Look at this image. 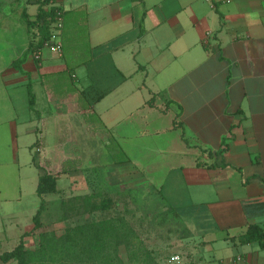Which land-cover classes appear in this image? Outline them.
Masks as SVG:
<instances>
[{
  "label": "crops",
  "instance_id": "obj_1",
  "mask_svg": "<svg viewBox=\"0 0 264 264\" xmlns=\"http://www.w3.org/2000/svg\"><path fill=\"white\" fill-rule=\"evenodd\" d=\"M214 3L59 0L61 55L34 48L20 25L0 27L12 34L0 37V238L40 208L28 206L45 174L30 157L33 135L50 151L62 135H108L130 157L112 164L114 177L161 190L200 230L207 264H264V248L240 242L264 228V0ZM55 75L77 93L52 95Z\"/></svg>",
  "mask_w": 264,
  "mask_h": 264
},
{
  "label": "rangeland",
  "instance_id": "obj_2",
  "mask_svg": "<svg viewBox=\"0 0 264 264\" xmlns=\"http://www.w3.org/2000/svg\"><path fill=\"white\" fill-rule=\"evenodd\" d=\"M42 1L0 0V27L15 30L20 25L37 47L40 32L28 19L36 21ZM58 3L55 0L52 5ZM8 35L10 31L0 28V37ZM68 81L73 87L71 78ZM50 93L55 95L53 90ZM43 136L33 135L30 157L36 158L37 173L50 175L43 195L46 207L37 227L32 218L39 208L29 215L30 208L17 220L21 230L0 238V264H19L3 256L18 249L26 231L25 264H207L210 255L204 254L207 244L200 230L164 201L161 190L114 177L112 164L124 160V155L130 157L123 150L117 158L112 156L108 135H62L61 141L60 135H49L50 146L60 141L53 155L43 145ZM64 169L69 173L63 174ZM34 199L41 203L30 193L29 207ZM236 252L229 248L214 255L217 261Z\"/></svg>",
  "mask_w": 264,
  "mask_h": 264
},
{
  "label": "trees",
  "instance_id": "obj_3",
  "mask_svg": "<svg viewBox=\"0 0 264 264\" xmlns=\"http://www.w3.org/2000/svg\"><path fill=\"white\" fill-rule=\"evenodd\" d=\"M54 1L55 0H43L42 2H40L39 8H38V11L36 14V21L32 22V21H29V19H28L30 26L31 25L33 27L36 26L40 32V39L37 43V47H39L40 49L43 48L45 43L49 40L51 30H52V25H53L54 21L56 20L57 14L59 12L62 14V18H63V30H62L61 34L63 33V31L66 27V13L59 6L52 5ZM47 6H51V8L46 9ZM63 52H64V50H63ZM66 61L68 63V72L67 73H68V75H71V73L74 70L72 64L75 61H72L71 59H67V58H66ZM57 77H59V78H57ZM53 78H56L58 80L57 81L58 84L56 83L53 86H50V88H52V90H54V92L57 93L58 95L62 96L64 94H66L67 92H68V94L77 93L76 89H74L73 87L70 88V83L68 81L67 76L55 75V76L51 77V79H53ZM45 83L47 85L49 84V81L47 80V78L45 79ZM65 87H67V88H65ZM86 94H87L86 92H82L80 95V101H82V103H84V100L87 99ZM30 96L32 97L30 105H31V107H33V104L35 102V97L31 93V90H30ZM111 140H113L112 143H111ZM114 141L115 140L110 137V144L108 146H109L110 154L112 156H114L115 158H117L116 155L118 153H121L122 149ZM224 146H226V141H224ZM223 151H225V149ZM223 151H220V153H223ZM129 161H130V159L124 155V160H122V161L117 160L115 163L116 164H123V163H127ZM62 173L66 174L69 172L64 169L62 171ZM49 180H50V175L48 173H45L41 177L40 182H39L37 193H38V196L40 197L41 203H40V208L37 212V215L33 219L36 227L38 225L37 224L38 218L40 217L41 212H43V210L46 207V201H45L43 195H44V189L46 188L47 182ZM31 233H33V231ZM26 236H28V233L22 236L20 245H19L17 250H15L14 252H12L10 254H6L3 256L4 260L10 259V258H15V259H17L19 264H25V237ZM240 242L244 243V244L258 243L262 248H264V228H261L259 226H255V225L250 226L248 228L246 234L240 238Z\"/></svg>",
  "mask_w": 264,
  "mask_h": 264
},
{
  "label": "built area",
  "instance_id": "obj_4",
  "mask_svg": "<svg viewBox=\"0 0 264 264\" xmlns=\"http://www.w3.org/2000/svg\"><path fill=\"white\" fill-rule=\"evenodd\" d=\"M211 3L212 6L215 5L214 0H206ZM231 0H222L223 3H229ZM63 30V18L62 14L59 12L57 18L52 25V30L49 40L45 43L44 47L49 49L52 53L62 54L63 53V44L61 39V32ZM40 151V149H38ZM179 257H175V261H179ZM232 264H251L248 258L244 255H237Z\"/></svg>",
  "mask_w": 264,
  "mask_h": 264
}]
</instances>
